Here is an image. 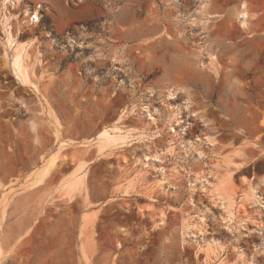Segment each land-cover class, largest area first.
<instances>
[{
	"label": "rangeland",
	"instance_id": "1",
	"mask_svg": "<svg viewBox=\"0 0 264 264\" xmlns=\"http://www.w3.org/2000/svg\"><path fill=\"white\" fill-rule=\"evenodd\" d=\"M11 13L35 87L0 26V264H264V0Z\"/></svg>",
	"mask_w": 264,
	"mask_h": 264
},
{
	"label": "bare ground",
	"instance_id": "2",
	"mask_svg": "<svg viewBox=\"0 0 264 264\" xmlns=\"http://www.w3.org/2000/svg\"><path fill=\"white\" fill-rule=\"evenodd\" d=\"M22 3H23V0H1L0 1V26L3 28L4 33L7 37V45L10 48H14L13 58L8 60L9 68L11 69V71L14 73V75L22 83L27 84V85H34L33 82L31 81V76H30L28 68L26 67V64H25L26 48L22 45L17 44V42H18V41H16L17 39L10 32V30H11L10 22L12 21V19L14 17L13 14L11 13V10L15 9L17 6L21 5ZM243 6L245 7L244 4H243ZM243 6L241 7V10L239 11L237 16H238V19L240 20L241 25L243 27H246L250 17L248 16L246 10H244ZM25 14H26V16H28L29 13L26 11ZM39 21H40L39 11L35 10L32 13H30L29 20L27 21L28 22L27 25L31 26L35 23H38ZM27 22H25V23H27ZM34 87H35V85H34ZM175 96H176V92H174V91L169 92V95H168L169 98H173ZM124 136L123 137L120 136V138L116 139V138H112L111 136H109L108 131H104L103 133L100 134L99 138L97 139L98 147L97 146L96 147L98 148V152L101 153V152L105 151V149L108 148L110 146V144L112 145V143H116L118 140L125 141L124 139H126V138L128 139V137H129L128 134L125 137ZM63 145H62V148H63ZM61 150L62 149H60V151H58V153L52 158V160L44 167V169L41 172V176L38 177L39 179L38 178L35 179L30 184V186L38 185L43 181L44 177L48 174L49 170L52 169V167H54L55 163L59 159V155L61 154ZM85 166H86V163H81L79 166H77V168L75 169V171L72 174V178L70 177V179H72V181L69 179L71 181L70 183L66 184L64 181H63L64 183L63 182L61 183V185H64V189H66V192L68 194L78 190L77 188L80 186V184L82 182V176L80 177L79 175L82 172V170L85 168ZM251 198H253L254 200H257V201L259 199V197L254 193H253V196Z\"/></svg>",
	"mask_w": 264,
	"mask_h": 264
},
{
	"label": "built area",
	"instance_id": "3",
	"mask_svg": "<svg viewBox=\"0 0 264 264\" xmlns=\"http://www.w3.org/2000/svg\"><path fill=\"white\" fill-rule=\"evenodd\" d=\"M40 15V14H39Z\"/></svg>",
	"mask_w": 264,
	"mask_h": 264
}]
</instances>
